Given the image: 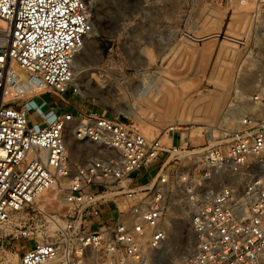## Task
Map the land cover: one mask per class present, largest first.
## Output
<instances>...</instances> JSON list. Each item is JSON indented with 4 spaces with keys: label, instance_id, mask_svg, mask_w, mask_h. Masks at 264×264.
<instances>
[{
    "label": "built area",
    "instance_id": "obj_1",
    "mask_svg": "<svg viewBox=\"0 0 264 264\" xmlns=\"http://www.w3.org/2000/svg\"><path fill=\"white\" fill-rule=\"evenodd\" d=\"M254 13L260 46L249 54L264 63V0ZM93 30L88 0H0V231L21 239L51 229L19 264H159L179 209L190 214L197 244L185 264H264L261 85L243 96L255 109L234 129L219 125L199 149L81 109L37 130L25 104L5 101L14 65L78 96L72 61ZM251 78L239 68L235 82ZM52 191L60 210H49ZM30 218L34 227L24 229Z\"/></svg>",
    "mask_w": 264,
    "mask_h": 264
},
{
    "label": "rangeland",
    "instance_id": "obj_2",
    "mask_svg": "<svg viewBox=\"0 0 264 264\" xmlns=\"http://www.w3.org/2000/svg\"><path fill=\"white\" fill-rule=\"evenodd\" d=\"M255 1L88 0L94 30L77 53L73 68L80 94L59 95L26 71L41 93L19 96L10 87L6 101L25 104L37 130L53 122L57 113L81 109L129 119L147 137H159L167 145L175 131L177 143L189 141L199 149L215 141L213 135L217 137L219 125L225 124L231 105L245 106L238 120L255 109L243 96L254 93L258 85L264 88V63L249 54L260 46L254 37ZM257 66H263L262 70ZM239 68L244 75L251 74L249 82H235ZM36 97L57 103V110L41 108L33 100ZM168 104L174 109L169 111ZM236 121L225 125L234 129ZM69 151L78 157L73 136ZM48 202L50 211L61 209L55 191L49 192ZM29 227H34L31 218L24 229ZM50 231H34L21 239L0 231V264H19L22 252ZM168 236L159 264H185L197 246L189 213L178 210L168 223Z\"/></svg>",
    "mask_w": 264,
    "mask_h": 264
},
{
    "label": "bare ground",
    "instance_id": "obj_3",
    "mask_svg": "<svg viewBox=\"0 0 264 264\" xmlns=\"http://www.w3.org/2000/svg\"><path fill=\"white\" fill-rule=\"evenodd\" d=\"M91 18V16H90ZM85 43H86V40L84 42V46H85ZM77 56V54H76ZM76 56L74 57L73 61H72V65H73V68H74V65L76 64L77 62V58ZM256 65V64H254ZM16 67V66H15ZM17 68V67H16ZM263 68V66H257V69H259V71H261ZM12 74H13V82H12V89H13V92L16 93V94H19L20 95H27L29 97H34V96H38L41 92L39 90V88H37V84L36 82H34V80H31L28 76V74L26 73L25 70H23L22 68H18V69H15L14 67L12 68ZM34 77V76H33ZM15 79V80H14ZM36 80V79H35ZM248 82L251 80V79H247ZM38 81V80H37ZM40 82V81H38ZM246 82V81H245ZM247 83V82H246ZM39 85V84H38ZM40 86V85H39ZM80 87V85H78ZM11 89V90H12ZM81 89V88H80ZM9 90V89H8ZM8 92L9 91H6L5 95H4V99L5 101L8 99ZM12 92V91H11ZM10 92V93H11ZM9 93V94H10ZM13 93V94H14ZM158 93V92H157ZM12 94V95H13ZM160 94V93H159ZM163 94V93H162ZM158 96V95H156ZM162 98V97H161ZM168 100V99H167ZM163 99L162 100H159V102H161V105L163 103ZM171 105V104H170ZM163 108V107H162ZM168 108H169V111L170 108H173V107H170L169 104H168ZM158 109V108H157ZM166 109V108H165ZM164 109V110H165ZM174 109V108H173ZM245 110V106L244 105H237L234 109H231L229 111H226V118L224 120L225 124L228 125V124H231L233 123L234 121L237 120L238 118V115L243 112ZM136 111V110H135ZM168 111V112H169ZM213 111V109H212ZM168 114V113H167ZM166 115V114H165ZM166 118V117H165ZM164 120V119H163ZM159 124V123H158ZM163 124V123H162ZM168 124V123H167ZM230 128V127H229ZM173 129V128H171ZM216 132V131H215ZM213 131V133H215ZM195 136L194 134L191 135V137ZM201 136V135H200ZM170 138V137H169ZM171 139V138H170ZM40 233V232H39ZM42 238V237H41ZM45 264H52L50 262H47ZM180 264V263H179Z\"/></svg>",
    "mask_w": 264,
    "mask_h": 264
},
{
    "label": "crops",
    "instance_id": "obj_4",
    "mask_svg": "<svg viewBox=\"0 0 264 264\" xmlns=\"http://www.w3.org/2000/svg\"><path fill=\"white\" fill-rule=\"evenodd\" d=\"M33 100H38V104H39V106L42 108L43 106H49L48 108H52V109H54V110H57V103L56 104H51V101L50 100H47V99H44V97H40V98H34ZM31 116V115H30ZM171 140H172V142L175 144V143H177L176 142V140H175V138H174V136H172V138H171ZM170 140V141H171ZM180 143V142H179ZM178 143V144H179ZM24 252V251H23ZM22 252V253H23Z\"/></svg>",
    "mask_w": 264,
    "mask_h": 264
},
{
    "label": "trees",
    "instance_id": "obj_5",
    "mask_svg": "<svg viewBox=\"0 0 264 264\" xmlns=\"http://www.w3.org/2000/svg\"><path fill=\"white\" fill-rule=\"evenodd\" d=\"M107 21V17L105 16V18H104V22H106Z\"/></svg>",
    "mask_w": 264,
    "mask_h": 264
}]
</instances>
